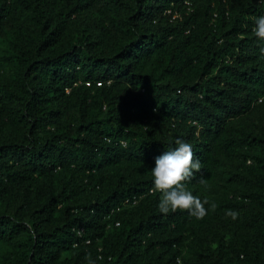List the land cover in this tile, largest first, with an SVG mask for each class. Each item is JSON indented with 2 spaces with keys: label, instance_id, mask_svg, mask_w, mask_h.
I'll return each instance as SVG.
<instances>
[{
  "label": "trees",
  "instance_id": "obj_1",
  "mask_svg": "<svg viewBox=\"0 0 264 264\" xmlns=\"http://www.w3.org/2000/svg\"><path fill=\"white\" fill-rule=\"evenodd\" d=\"M260 16L264 0H0V264H264ZM178 138L203 219L152 191Z\"/></svg>",
  "mask_w": 264,
  "mask_h": 264
},
{
  "label": "clouds",
  "instance_id": "obj_2",
  "mask_svg": "<svg viewBox=\"0 0 264 264\" xmlns=\"http://www.w3.org/2000/svg\"><path fill=\"white\" fill-rule=\"evenodd\" d=\"M253 33L259 40H264V16L254 18ZM264 54V48L260 49ZM176 147L164 152L155 158V166L151 169L153 177L152 191L161 193L158 210L163 214L176 211H186L196 219H203L208 212L205 205L210 202L207 198L201 200L186 187L185 182L190 181L195 173L202 169L200 160L196 157L190 143L182 139H176ZM201 184L206 185V181L201 178ZM212 211L217 205L210 204ZM226 215L236 220L239 213L235 210H227ZM90 264H95L90 260Z\"/></svg>",
  "mask_w": 264,
  "mask_h": 264
},
{
  "label": "built area",
  "instance_id": "obj_3",
  "mask_svg": "<svg viewBox=\"0 0 264 264\" xmlns=\"http://www.w3.org/2000/svg\"><path fill=\"white\" fill-rule=\"evenodd\" d=\"M127 203V202H126ZM81 234V231H78V235H80Z\"/></svg>",
  "mask_w": 264,
  "mask_h": 264
}]
</instances>
